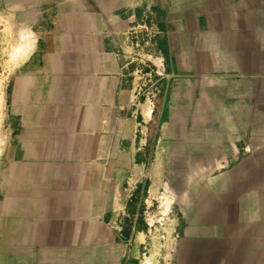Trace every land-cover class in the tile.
I'll use <instances>...</instances> for the list:
<instances>
[{"label":"crops","instance_id":"1","mask_svg":"<svg viewBox=\"0 0 264 264\" xmlns=\"http://www.w3.org/2000/svg\"><path fill=\"white\" fill-rule=\"evenodd\" d=\"M150 4L152 32L86 13L29 52L0 264H264V0ZM148 60L156 93L136 77ZM167 175L173 252L142 211Z\"/></svg>","mask_w":264,"mask_h":264},{"label":"rangeland","instance_id":"2","mask_svg":"<svg viewBox=\"0 0 264 264\" xmlns=\"http://www.w3.org/2000/svg\"><path fill=\"white\" fill-rule=\"evenodd\" d=\"M141 1L144 7L140 6ZM149 1L152 0H0V260L4 244L11 240L5 230L8 221L3 217V203L16 190L25 171L23 165L28 163L27 155L18 149L14 151L13 147L23 144L20 137H24L27 128L28 82L30 76L35 80L38 73L37 67H29V52L50 36L46 32L75 29L77 23L84 22L86 13L91 18L95 15L92 19L100 23L102 33L115 29L129 35L135 31L152 32V19L157 13ZM31 63H43V60L32 58ZM144 68L136 77L141 83L151 85L150 91L156 93L153 88L160 76L153 71L151 60ZM175 186L167 175L164 188L161 186L159 193L150 191L142 210L149 239H158L171 252L175 248L167 247V243L176 239L171 225L176 207L172 198Z\"/></svg>","mask_w":264,"mask_h":264}]
</instances>
